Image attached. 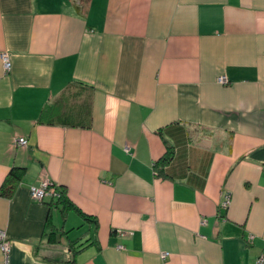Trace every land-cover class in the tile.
<instances>
[{
  "label": "crops",
  "instance_id": "0c3cea01",
  "mask_svg": "<svg viewBox=\"0 0 264 264\" xmlns=\"http://www.w3.org/2000/svg\"><path fill=\"white\" fill-rule=\"evenodd\" d=\"M13 166L0 264H254L264 0H0V187ZM46 179L69 202L33 199Z\"/></svg>",
  "mask_w": 264,
  "mask_h": 264
},
{
  "label": "trees",
  "instance_id": "16d2710c",
  "mask_svg": "<svg viewBox=\"0 0 264 264\" xmlns=\"http://www.w3.org/2000/svg\"><path fill=\"white\" fill-rule=\"evenodd\" d=\"M65 98V96H61L57 98L52 104L44 106L38 118L39 122L48 124L63 123V120H61L60 112L63 105L65 104ZM172 154L173 151L168 146V149L164 152V154L154 162L153 168L156 176H161L164 173L166 165L172 159ZM25 171V167L13 166L0 187V194L10 196L13 188L20 181L21 176L24 174ZM50 190V197L55 200V203L61 202L65 204L66 202H69L67 195L65 194L64 190L60 187V185L54 184L50 187ZM53 237L54 236L52 232L49 234V240L51 241Z\"/></svg>",
  "mask_w": 264,
  "mask_h": 264
},
{
  "label": "built area",
  "instance_id": "2783aa9c",
  "mask_svg": "<svg viewBox=\"0 0 264 264\" xmlns=\"http://www.w3.org/2000/svg\"><path fill=\"white\" fill-rule=\"evenodd\" d=\"M2 57V62H3V67L4 70L7 72L8 70L11 69V61L9 54L7 52H3L1 54ZM218 82L224 84L227 82V78L225 75H220L218 77ZM26 138L24 137H17L14 138L13 144L14 145H23L26 143ZM52 183L49 182L47 179L43 180L41 186H30V194L33 199L37 200H42L45 196L49 195L51 190H50V185ZM229 202L228 198L223 201V204L226 205ZM0 250L5 254V259H7L8 253L10 252V241L7 240L6 238V233L5 231L0 228ZM166 253L162 254V257L165 256ZM254 264H264V248H262L260 254L257 256L255 263Z\"/></svg>",
  "mask_w": 264,
  "mask_h": 264
},
{
  "label": "clouds",
  "instance_id": "9594fccd",
  "mask_svg": "<svg viewBox=\"0 0 264 264\" xmlns=\"http://www.w3.org/2000/svg\"><path fill=\"white\" fill-rule=\"evenodd\" d=\"M76 1H80V0H76ZM49 182H50V181H49ZM51 183H52V182H51ZM54 184H56V183H52V184L50 185V187H51L52 185H54ZM47 196H50V194L47 195ZM47 196H45V197H47ZM45 197H44V198H45ZM44 198H43V199H44ZM43 199H42V200H43ZM40 201H41V200H40Z\"/></svg>",
  "mask_w": 264,
  "mask_h": 264
},
{
  "label": "rangeland",
  "instance_id": "374dc122",
  "mask_svg": "<svg viewBox=\"0 0 264 264\" xmlns=\"http://www.w3.org/2000/svg\"><path fill=\"white\" fill-rule=\"evenodd\" d=\"M27 140V139H26ZM20 146H27V141H26V143L25 144H23V145H20ZM30 193V192H29ZM30 196H31V194H30ZM37 200V199H36ZM69 222V221H68Z\"/></svg>",
  "mask_w": 264,
  "mask_h": 264
}]
</instances>
